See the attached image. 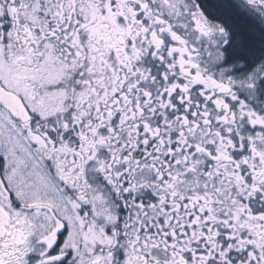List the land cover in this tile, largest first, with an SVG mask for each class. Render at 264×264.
I'll return each instance as SVG.
<instances>
[{
    "label": "snow or ice",
    "instance_id": "obj_1",
    "mask_svg": "<svg viewBox=\"0 0 264 264\" xmlns=\"http://www.w3.org/2000/svg\"><path fill=\"white\" fill-rule=\"evenodd\" d=\"M0 264H264V0H0Z\"/></svg>",
    "mask_w": 264,
    "mask_h": 264
}]
</instances>
